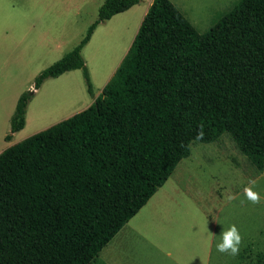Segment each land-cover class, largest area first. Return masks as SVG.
Returning <instances> with one entry per match:
<instances>
[{"label": "trees", "instance_id": "trees-1", "mask_svg": "<svg viewBox=\"0 0 264 264\" xmlns=\"http://www.w3.org/2000/svg\"><path fill=\"white\" fill-rule=\"evenodd\" d=\"M141 2L106 0L35 90L82 69L94 97L82 50L100 24ZM32 96L18 100L6 141L25 128ZM224 133L264 172V0H240L203 34L170 0H154L94 103L0 154V264L92 263L192 142Z\"/></svg>", "mask_w": 264, "mask_h": 264}, {"label": "rangeland", "instance_id": "rangeland-1", "mask_svg": "<svg viewBox=\"0 0 264 264\" xmlns=\"http://www.w3.org/2000/svg\"><path fill=\"white\" fill-rule=\"evenodd\" d=\"M105 1L0 0V152L84 111L101 95L129 51L147 2L100 24L83 48L95 97L87 91L82 69L48 79L38 90L34 84L41 72L80 44ZM174 1L203 34L240 0ZM27 92L33 96L25 128L6 142L3 132L10 134L18 100ZM251 180L257 182L259 204L243 195ZM166 186L168 198L162 202L174 205L169 214L181 223L178 236L185 241L178 244V254L171 251L173 260L201 262L209 256L208 264H259L264 257V172L249 162L228 133L213 143L192 142L191 156L181 161ZM228 194L236 198L227 201ZM231 224L242 237L236 256L216 247L223 227Z\"/></svg>", "mask_w": 264, "mask_h": 264}, {"label": "crops", "instance_id": "crops-1", "mask_svg": "<svg viewBox=\"0 0 264 264\" xmlns=\"http://www.w3.org/2000/svg\"><path fill=\"white\" fill-rule=\"evenodd\" d=\"M153 1L142 0L139 5L132 7L130 10H137L141 4L147 2L143 15L145 16ZM170 1L176 4L174 0ZM3 133H5L6 137L7 131ZM171 177L90 264H179L180 261L184 262V264H208V252V257H205L206 261L202 260L201 262L193 261V259L187 261L184 257L182 260L179 257L172 259L173 254L171 251L174 250L178 254V244H183L185 241L178 236L181 223L169 214L174 205L163 204L168 198L166 185ZM176 190L181 192L180 188H176ZM193 227L196 228L197 223H193ZM201 256L202 252H200Z\"/></svg>", "mask_w": 264, "mask_h": 264}, {"label": "clouds", "instance_id": "clouds-1", "mask_svg": "<svg viewBox=\"0 0 264 264\" xmlns=\"http://www.w3.org/2000/svg\"><path fill=\"white\" fill-rule=\"evenodd\" d=\"M204 136L203 128L198 132L197 139H202ZM257 182L255 180L249 181V183L243 189L244 197L253 204L261 203V196L258 191L255 190ZM236 197L232 194L226 196L227 201H231ZM220 236V242L217 244V251L220 253H226L232 256L238 255L240 251V244L242 237L239 229L235 224H231L228 227H223Z\"/></svg>", "mask_w": 264, "mask_h": 264}, {"label": "bare ground", "instance_id": "bare-ground-1", "mask_svg": "<svg viewBox=\"0 0 264 264\" xmlns=\"http://www.w3.org/2000/svg\"><path fill=\"white\" fill-rule=\"evenodd\" d=\"M120 44V43H119ZM124 47V46H123Z\"/></svg>", "mask_w": 264, "mask_h": 264}, {"label": "water", "instance_id": "water-1", "mask_svg": "<svg viewBox=\"0 0 264 264\" xmlns=\"http://www.w3.org/2000/svg\"><path fill=\"white\" fill-rule=\"evenodd\" d=\"M35 91V90H34Z\"/></svg>", "mask_w": 264, "mask_h": 264}]
</instances>
